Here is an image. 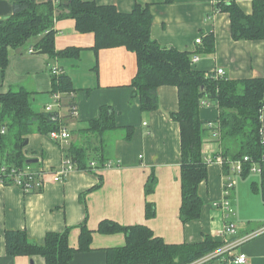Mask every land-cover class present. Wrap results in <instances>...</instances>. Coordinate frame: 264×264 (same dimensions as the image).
<instances>
[{
	"label": "crops",
	"instance_id": "crops-1",
	"mask_svg": "<svg viewBox=\"0 0 264 264\" xmlns=\"http://www.w3.org/2000/svg\"><path fill=\"white\" fill-rule=\"evenodd\" d=\"M36 1L44 3L48 0ZM83 1L112 6L124 14L130 13L135 5H147L152 16V40L163 47L188 52L192 57L198 56V62L192 66L195 70L205 73L222 70L229 80L264 78V41L232 40L229 16L216 7L223 0H173L171 4H166L165 0ZM232 1L245 14H251L253 0ZM12 15L11 0H0V21ZM54 31L55 49H80L77 59H50L47 55L37 54L33 50L35 41H30L23 47L9 50L8 66L3 74L0 70V94L24 89L32 95V104L42 106L43 110L53 101L51 67L57 66L67 74L76 89L72 95L76 115L72 117L59 111L62 123L70 134L67 145L60 148L48 136H28L24 155L27 159L38 161L33 168L45 173L56 171L63 161V148L71 143L81 146L87 143L89 136L83 131L88 121L99 117L103 106L114 111L118 127H132L133 135L130 141H126L120 132L122 130L105 134L106 163L111 164L110 168L92 172L75 170L59 183H53L48 177L42 191L34 194H25L12 185H0V264H45L39 256H7L6 231H25L31 242L43 244L46 234L72 228L68 242L72 249H76L79 231L75 227L84 220L86 212L87 226L93 231L91 251L76 253L69 264H105V250L125 244L123 234L96 233L98 224L103 220L125 227H147L169 245L198 244L205 237L222 243L225 238L224 215L215 205L224 198L230 173L215 162L208 163L220 152L217 132L208 130L209 125L216 127L217 108L200 106V120L206 129L202 157L207 163L208 178L198 188L203 202L200 218L183 224L179 218L180 130L169 116L178 110L177 89L171 86L158 88V110L142 113L139 100L133 98V89L128 87L137 71L133 53L125 48H114L95 54L91 50L94 46L93 34L77 33L74 21L69 19L56 21ZM209 35L214 40V52L199 53ZM197 39H201L202 44H196ZM31 50L34 54L29 53ZM83 62L87 63V70L78 81L76 74ZM70 100L65 97L64 105ZM94 156L90 152V158ZM151 175L155 177L156 184L153 192L146 195L145 186ZM236 186L229 194L235 225L244 221L233 201L238 193ZM255 195L259 199L253 197V202L264 213V201L258 193ZM147 204L153 206L154 215L151 218L146 217ZM233 238L246 240L234 251V254L241 252L246 255L245 264H264V216L252 227L241 230L236 227ZM226 262L215 259L204 264Z\"/></svg>",
	"mask_w": 264,
	"mask_h": 264
},
{
	"label": "trees",
	"instance_id": "trees-1",
	"mask_svg": "<svg viewBox=\"0 0 264 264\" xmlns=\"http://www.w3.org/2000/svg\"><path fill=\"white\" fill-rule=\"evenodd\" d=\"M172 2L165 0L166 4ZM11 4L13 15L0 21L2 74L8 66L9 50L23 47L30 41H35L33 50L37 54L47 55L50 59H77L80 49H55L54 23L69 19L74 21L77 33L93 34L94 46L91 50L95 54L100 50L125 48L135 55L137 71L128 87L133 89V98L139 100L142 113L158 110V88L171 86L177 89L178 110L169 116L179 125L180 130L179 218L183 224L200 218L203 202L198 188L208 178L207 163L202 157L206 132L200 120L202 101L218 110L216 127H209L208 130L217 132L219 136L218 156L225 161L223 168L226 172L230 168L229 162L248 156L252 162L258 163L264 156L261 134L264 78L229 80L224 76L216 77L215 73L195 70L190 53L163 47L152 40V16L147 5H135L130 13L124 14L115 7L98 6L83 0H59L55 6L49 0L44 3L36 0H11ZM216 7L229 16L232 40L264 41V0H253L249 15L232 0H223ZM213 52L214 40L209 35L199 53ZM51 81V94L73 95L76 92L70 77L65 73L58 77L51 76ZM31 96L24 89L0 94V164L19 169L27 167L24 148L28 136H48L62 127L63 123L59 120H51V113L35 111ZM68 98L71 100L66 106H75L72 97ZM99 113L98 118L88 121L83 131L89 136L86 144L81 146L71 143L62 149L63 160L69 161L77 171L92 172V162L98 169L103 168L107 161L104 141L106 133L122 130L124 140L130 141L132 138L133 128L118 127L111 108L103 106ZM2 130L4 134H1ZM90 152L95 156L90 158ZM249 174V165H244L241 177L245 178ZM259 177V186L253 183L251 188L264 201V171ZM155 184V177L151 175L145 186L146 195L153 192ZM80 199L84 205L83 197ZM153 215V206L147 204L146 217L151 218ZM75 228L79 231L76 249H72L68 242L72 228L46 234L43 244L31 242L25 231H6V255L28 258L39 256L45 264H69L76 253L91 251L93 231L87 226V212L84 220ZM96 233L123 234L125 238L123 246L105 250V264H193L223 246V243L214 242L210 237H205L198 244L169 245L147 227H125L108 220L98 224Z\"/></svg>",
	"mask_w": 264,
	"mask_h": 264
},
{
	"label": "built area",
	"instance_id": "built-area-1",
	"mask_svg": "<svg viewBox=\"0 0 264 264\" xmlns=\"http://www.w3.org/2000/svg\"><path fill=\"white\" fill-rule=\"evenodd\" d=\"M59 0H51L52 5H57ZM196 44H201V39H197L195 41ZM30 54H34L33 50L29 52ZM198 56H194L191 59L192 66L198 62ZM60 68L57 66H53L50 68V75L52 77H58L62 74ZM216 77H223L224 73L222 70H217L215 72ZM53 97V104L46 105L44 107V111L46 113H51L52 121L59 120L62 124L63 117L59 113V108L66 107L70 116L76 115V107L69 106L67 107L64 105L65 97H72V94H61L55 93L52 94ZM209 106L208 103L205 101L201 102V107ZM56 107L58 111H55ZM264 112V109L261 113ZM212 128V125H209ZM1 134H4V130L1 131ZM262 134V131H261ZM48 138L53 141L56 145L60 148L64 145H67L68 140L70 139V134L67 131L66 127L62 124V127L58 131L51 132L48 135ZM263 138V137H262ZM264 141V140H263ZM215 162L221 167L225 164V161L222 159L221 156H217L214 160H208V163ZM244 165H249V172L250 174L261 175L264 171V156L261 158L260 162H252V160L245 156L242 160L229 162V177L227 183L224 188V198L215 206L219 208L224 215V227H223V235L225 236L223 240V246L218 248L212 254L202 258L201 260L193 263V264H204L210 262L215 259H221L222 261H227V264H245L246 263V255L244 253L234 254V251L246 240H234V236L236 235V225L232 221L234 216V209L231 205L229 200V194L231 190L236 186V177L241 176L244 171ZM90 167L92 171L100 170L97 168L95 163H90ZM111 164L106 163L102 169L110 168ZM75 166L72 165L69 161L63 160L61 166L56 170L50 173H45L41 170L35 169L33 167L27 166L22 169L8 167L5 164H0V185L1 186H8L12 185L19 188L25 194H34L40 193L43 189L44 184L47 182V178L53 183H59L64 180L70 175L71 172L75 171Z\"/></svg>",
	"mask_w": 264,
	"mask_h": 264
},
{
	"label": "rangeland",
	"instance_id": "rangeland-1",
	"mask_svg": "<svg viewBox=\"0 0 264 264\" xmlns=\"http://www.w3.org/2000/svg\"><path fill=\"white\" fill-rule=\"evenodd\" d=\"M87 70V63L83 62L80 64V70H78V73L76 74V77L79 80L83 78V73ZM81 71V72H80ZM53 104V101L52 103ZM58 111L56 107H54ZM33 109L35 111H43L42 106H34ZM60 112L62 113H68V110L66 107L59 108ZM86 127V125H85ZM123 135L124 132L120 131ZM255 183L257 186L260 184V177L259 175L255 174H249L245 178H242L240 176L236 177V192L237 195L235 197L234 204L237 208V213L239 216L241 215L243 218V222H240L239 224H236L237 230H241L243 228H246L248 226L252 227L255 222H257L260 218L264 216L263 211L259 209V207L256 205V203L253 202V197H256V199L259 197L255 195V193L252 191L251 185ZM239 190V191H238Z\"/></svg>",
	"mask_w": 264,
	"mask_h": 264
},
{
	"label": "water",
	"instance_id": "water-1",
	"mask_svg": "<svg viewBox=\"0 0 264 264\" xmlns=\"http://www.w3.org/2000/svg\"><path fill=\"white\" fill-rule=\"evenodd\" d=\"M261 123H262V137H263V140H264V112L262 114V118H261ZM27 145V141L25 142V146ZM37 160L36 159H28L26 161V165H35L37 164Z\"/></svg>",
	"mask_w": 264,
	"mask_h": 264
}]
</instances>
